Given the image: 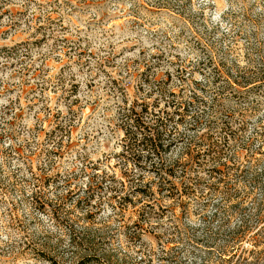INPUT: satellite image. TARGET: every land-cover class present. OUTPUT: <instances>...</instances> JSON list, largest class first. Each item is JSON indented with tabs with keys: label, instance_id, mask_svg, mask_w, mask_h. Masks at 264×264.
<instances>
[{
	"label": "rangeland",
	"instance_id": "374dc122",
	"mask_svg": "<svg viewBox=\"0 0 264 264\" xmlns=\"http://www.w3.org/2000/svg\"><path fill=\"white\" fill-rule=\"evenodd\" d=\"M135 102L184 105L180 130L205 131L199 115L226 150L210 178L176 148L201 179L178 174L195 192L164 196L146 225L143 200L111 191L138 172L122 156ZM263 185L264 0H0V264L216 263L236 244L251 261Z\"/></svg>",
	"mask_w": 264,
	"mask_h": 264
},
{
	"label": "trees",
	"instance_id": "16d2710c",
	"mask_svg": "<svg viewBox=\"0 0 264 264\" xmlns=\"http://www.w3.org/2000/svg\"><path fill=\"white\" fill-rule=\"evenodd\" d=\"M249 82V79H247V83ZM195 97L198 98L197 95ZM193 101H188L187 106L192 104ZM176 106L174 112H169L162 108L157 110L156 107H152L151 109L150 105L145 102H135L123 109L125 137L122 156L124 163L127 165L133 164L138 172L134 173L132 170V174L127 175V182L122 179H114V182L119 183V187H112L111 191L116 192V194L128 191L126 196L122 197V201L126 203L127 201L132 202L131 196H138L140 200L144 201L139 213V220L142 225H146L154 217H161L159 212L163 209L160 208L159 202L164 196L170 197L178 193L180 197H183V195L195 192V188L189 185L185 191L181 192L174 181L178 174L182 181L192 182L190 185H193L194 181H200L201 177L199 175H196L195 178L188 177L190 169L194 170V172H199L194 166H191L190 161H199L201 163V159H203L204 162L197 167L199 169H202V166L208 168L206 165L213 162L214 165L209 166L207 170H209L210 178H214L219 169L217 165L224 162L223 160L226 158V150L222 149V139H219L211 125L204 124L200 120L199 115H193L194 122L190 128L191 130H198L206 126L204 128L206 129L205 131L200 134L189 135L187 132L180 130V124L183 122L181 119H186L189 110L180 103ZM182 108L187 110V112L181 114L180 110ZM175 116L181 117L176 120ZM226 136L228 137L227 134ZM224 141L225 143L227 142L226 137H224ZM180 146L184 148L182 158H189L190 160L189 162L183 160L185 164H182V166L179 163L175 162L172 164L169 161L171 154ZM220 180L224 179L221 178ZM183 192L184 194H182ZM158 196H161V198H158ZM256 209L257 213L253 220L258 226L264 222V196L258 202ZM253 228L248 220L243 221L242 225L232 233L230 240L234 243L243 241L252 232ZM252 238L257 243L256 247H258L259 244H262L260 239H264V230L260 229ZM217 252L219 261L216 263L208 257L196 264H233L236 258L238 259L234 264H256L263 260L264 257V249L257 252L250 251L249 255L254 257L249 261L248 258L243 257V254L247 253V251L243 249L241 252V247L238 244L232 247L224 245ZM239 252H241L240 255ZM227 254L230 256L229 259L224 258ZM92 260H97V258L91 259L88 257L79 264H88ZM49 261L51 264H56L51 259Z\"/></svg>",
	"mask_w": 264,
	"mask_h": 264
}]
</instances>
